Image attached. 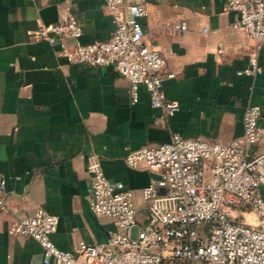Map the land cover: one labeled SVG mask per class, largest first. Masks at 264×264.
Here are the masks:
<instances>
[{"label": "crops", "instance_id": "0c3cea01", "mask_svg": "<svg viewBox=\"0 0 264 264\" xmlns=\"http://www.w3.org/2000/svg\"><path fill=\"white\" fill-rule=\"evenodd\" d=\"M224 2L145 0L143 41L163 56L162 74H174L163 78L162 89L178 108L161 122L143 88L131 104L123 77L69 62L56 46L35 38L40 24L65 13L80 25V43L108 38L113 25L105 0H0V178L7 206L0 212V264H41L32 238L5 231L37 208L57 217L49 238L60 250L104 241L109 218L87 208L89 154L108 180L131 191L143 214L140 191L151 172L128 167L127 151L165 142L171 133L219 142L240 138L247 105L259 107L264 128V46L257 55L260 72L237 75L252 42L233 27L237 15ZM175 21L184 23L183 34L173 29ZM246 150L264 151V133Z\"/></svg>", "mask_w": 264, "mask_h": 264}, {"label": "built area", "instance_id": "2783aa9c", "mask_svg": "<svg viewBox=\"0 0 264 264\" xmlns=\"http://www.w3.org/2000/svg\"><path fill=\"white\" fill-rule=\"evenodd\" d=\"M104 4L113 25L104 40L80 43V25L68 13L40 24L35 38L56 46V54L69 62L123 77L131 104L143 88L149 106L158 110L157 118L166 122L178 105L164 99L162 80L174 74H162L163 56L143 41L145 0ZM224 6L237 15L233 27L252 42L246 67L235 73L254 76L260 72L257 55L264 46V0H225ZM172 27L179 34L185 32L182 21ZM259 119V107L247 105L240 138L219 142L171 133L165 142L127 151L123 161L128 167L151 172L140 191L143 214L134 209L131 191L108 180L96 155L89 154L87 208L111 223L102 242L78 241L70 251L56 248L49 236L57 217L41 208L11 220L5 231L32 238L40 248L41 264H264V151L246 150L264 133ZM4 185L0 178V212L7 210Z\"/></svg>", "mask_w": 264, "mask_h": 264}, {"label": "rangeland", "instance_id": "374dc122", "mask_svg": "<svg viewBox=\"0 0 264 264\" xmlns=\"http://www.w3.org/2000/svg\"><path fill=\"white\" fill-rule=\"evenodd\" d=\"M133 206H134V209L137 211L138 208L135 206L134 201H133ZM141 211H142V210H141ZM130 235H131V237H134V236H135V229H134V228L131 229V231H130Z\"/></svg>", "mask_w": 264, "mask_h": 264}, {"label": "water", "instance_id": "95a60500", "mask_svg": "<svg viewBox=\"0 0 264 264\" xmlns=\"http://www.w3.org/2000/svg\"><path fill=\"white\" fill-rule=\"evenodd\" d=\"M140 216V214H136V217H139Z\"/></svg>", "mask_w": 264, "mask_h": 264}]
</instances>
